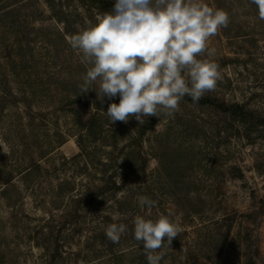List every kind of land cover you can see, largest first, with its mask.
<instances>
[{
	"label": "rangeland",
	"instance_id": "374dc122",
	"mask_svg": "<svg viewBox=\"0 0 264 264\" xmlns=\"http://www.w3.org/2000/svg\"><path fill=\"white\" fill-rule=\"evenodd\" d=\"M205 2L230 14L229 25L208 41L214 56L199 57L217 63L221 73L216 89L205 96L264 115V21L249 0ZM98 15L86 0H0V44H20L14 56L29 68L38 91L37 114L23 121L28 131L20 145L41 165L29 187L12 174L6 200L0 196V254L7 264H46L57 248L68 264H135L133 221L163 214L182 231L171 248L162 249L167 254L161 264H264V127L236 134L209 108L180 103L172 117H161L142 138L145 172L132 170L120 193L97 200L93 209L77 208L64 197L67 190L77 195L100 179L93 168L84 174L81 166L65 161L79 152L69 109L119 103V95L102 102L95 91L80 92L89 66L69 39ZM44 91L51 96L40 105L36 101ZM60 97L64 112L56 104ZM128 139L129 133L120 132L116 153ZM0 172L3 176L1 162ZM1 179L0 190L6 187ZM141 196L155 206L141 208ZM105 214L111 220L101 224ZM113 223L128 227L117 244L105 234Z\"/></svg>",
	"mask_w": 264,
	"mask_h": 264
},
{
	"label": "clouds",
	"instance_id": "9594fccd",
	"mask_svg": "<svg viewBox=\"0 0 264 264\" xmlns=\"http://www.w3.org/2000/svg\"><path fill=\"white\" fill-rule=\"evenodd\" d=\"M264 21V0H249ZM230 23V14L209 6L205 0H115L110 11L101 13L69 39L88 65L80 92L95 91L103 102L119 95L103 114L109 123L140 125L150 116L172 117L185 96L198 102L214 91L221 79L219 65L202 54L214 56L208 41ZM141 208L156 202L139 197ZM133 238L143 246L148 264H161L181 227L161 214L157 219L137 216ZM128 231L113 223L105 234L113 244ZM184 251L183 247L182 250Z\"/></svg>",
	"mask_w": 264,
	"mask_h": 264
},
{
	"label": "trees",
	"instance_id": "16d2710c",
	"mask_svg": "<svg viewBox=\"0 0 264 264\" xmlns=\"http://www.w3.org/2000/svg\"><path fill=\"white\" fill-rule=\"evenodd\" d=\"M86 1L93 5L100 14L110 11L115 2V0ZM0 47L5 55L0 57V124H2L0 128L2 130L3 145L8 150L7 153L3 154L0 149V162L4 172L3 176L0 172V178L6 186L0 190V196L6 200L7 190L5 188L9 186L12 174L19 177L21 185H25L27 188L31 182V175L35 171H39L41 165L40 160H37L32 152L30 153V148L23 150L22 145H20L22 137H25L28 131L25 122L34 119V115L37 114L33 109L38 93L36 89H33L35 88L33 76L28 67H23L22 61H19L20 57L18 55L14 56L15 51L18 52L20 48L18 42L13 44L3 43L0 44ZM18 57L19 59H17ZM44 94L40 101H36L40 105L45 104V100L48 99L45 96H51L48 91H44ZM57 102L56 104L60 106L59 110L64 112L63 97H60ZM180 103L199 108H209L217 112L230 124V129H233L236 134H239L238 130L240 129L248 134L255 127H264V115L247 109L243 104H227L209 96H204L198 102H193L191 97L185 96ZM107 108L94 107L91 109L88 103L85 104L84 111L75 108L68 111L72 116V126L76 129V134L73 137L79 152L70 159H65V161L67 163L71 162L75 166H81V171L84 174H86L87 169L93 168L100 176L98 185H88L81 189L77 195H74L75 189H69L66 191L67 193L65 192L64 197L70 203L76 205L77 208L93 209L91 207L94 206L97 200L101 198L104 200V198H110L120 193L126 187L132 170H135L136 173L145 172L146 160L140 151L142 138L156 126L160 119L150 116L146 118L143 125H140L138 121L132 125L129 123L123 124V122H116L111 125L103 114V111L106 112ZM23 121L25 122L23 123ZM120 132L129 133V143L128 146L122 147L116 153ZM58 145L61 146L62 144L58 143ZM105 148H110L112 151L105 152ZM41 156L42 154L40 158H42ZM134 156L137 161L131 163ZM22 201L23 199H20V203ZM100 218L101 224H105L103 222L104 218L108 221L111 220L108 214ZM135 245L137 246L135 264H148L143 254L142 244L137 242ZM51 251L52 253L48 255L46 264H68L63 262L64 258L57 248ZM0 258L3 264H7L5 254H0Z\"/></svg>",
	"mask_w": 264,
	"mask_h": 264
}]
</instances>
